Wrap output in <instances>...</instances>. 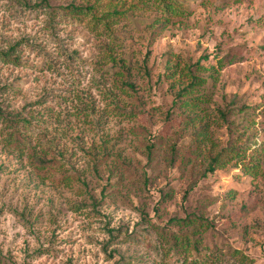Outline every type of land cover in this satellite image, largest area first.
<instances>
[{
	"label": "rangeland",
	"instance_id": "1",
	"mask_svg": "<svg viewBox=\"0 0 264 264\" xmlns=\"http://www.w3.org/2000/svg\"><path fill=\"white\" fill-rule=\"evenodd\" d=\"M181 1L0 5V264H264V0Z\"/></svg>",
	"mask_w": 264,
	"mask_h": 264
},
{
	"label": "trees",
	"instance_id": "2",
	"mask_svg": "<svg viewBox=\"0 0 264 264\" xmlns=\"http://www.w3.org/2000/svg\"><path fill=\"white\" fill-rule=\"evenodd\" d=\"M155 1H157L161 5L162 14L167 18H172V16H179V15L183 16V15H185V11L188 10V9H185L182 7V5H181L182 1L181 0H155ZM84 10L85 9L83 7L74 6V5L71 6V12L73 14H77L78 16H80L79 14H83ZM167 24L168 23L162 22L160 26H166ZM157 29H158V26L154 28V31H156ZM6 54L0 51V56H3L4 59L6 58V56H8V54L7 55ZM227 58H228V56L223 58V59H220V63H222V60L227 59ZM233 60H234L233 58L227 59V61L229 63L233 62ZM192 68L193 67L191 66L189 69L191 70ZM193 77H194V81L189 85V87L193 88V85L197 84L198 82L203 83V80H200L203 77H201L200 75L193 74ZM189 87H186L185 90H188ZM185 100L187 102V106H189V107H194V106H197L199 104L198 101H196L195 96L187 97ZM8 140H9V143L14 148H16L18 150H22L24 148V141L25 140L19 134L11 133ZM239 148H243V147L240 146ZM231 152H232L233 156H241V154H242V152L238 149V147L236 149L232 148ZM211 159H212V162H211L210 170L214 171L215 170L214 164H217V165L220 164V166H224L225 161L229 160V156L222 158L221 155L219 154L216 157H212ZM48 165L49 164L47 161H43L40 163L39 166L48 167ZM248 170H249L248 172L251 174H256L258 172L257 166H254ZM205 221H207L206 218L198 216L196 214H190L185 218H176L173 220V222H175L178 225H186V224H194V223H198L199 225H203ZM189 242H190V240L185 241L184 239H182L181 241H179L177 239L174 240V244L177 246L179 244L181 246H186V244Z\"/></svg>",
	"mask_w": 264,
	"mask_h": 264
},
{
	"label": "clouds",
	"instance_id": "3",
	"mask_svg": "<svg viewBox=\"0 0 264 264\" xmlns=\"http://www.w3.org/2000/svg\"><path fill=\"white\" fill-rule=\"evenodd\" d=\"M6 2H7V0H0V5L5 4ZM3 16H4V12H0V17H3ZM16 231L23 232V229L17 228ZM12 235H13L12 231H9V235H8V239L9 240L12 239ZM0 239H2V237H0ZM18 243L19 244H22L23 241L22 240L21 241H18ZM102 264H103V262H102Z\"/></svg>",
	"mask_w": 264,
	"mask_h": 264
}]
</instances>
